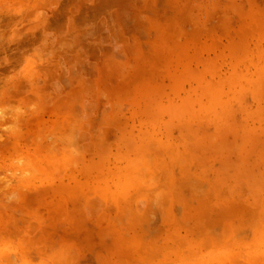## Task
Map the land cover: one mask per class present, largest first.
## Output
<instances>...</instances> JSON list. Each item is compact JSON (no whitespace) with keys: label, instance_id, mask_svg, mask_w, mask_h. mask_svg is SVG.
<instances>
[{"label":"rangeland","instance_id":"obj_1","mask_svg":"<svg viewBox=\"0 0 264 264\" xmlns=\"http://www.w3.org/2000/svg\"><path fill=\"white\" fill-rule=\"evenodd\" d=\"M140 244L264 264V0H0V264Z\"/></svg>","mask_w":264,"mask_h":264},{"label":"crops","instance_id":"obj_2","mask_svg":"<svg viewBox=\"0 0 264 264\" xmlns=\"http://www.w3.org/2000/svg\"><path fill=\"white\" fill-rule=\"evenodd\" d=\"M216 139H219V136H215ZM259 188V184L255 183V189ZM238 199H235L234 201L230 202L229 206L224 207L221 211H227L228 212V218L231 219L232 221H234L235 219L233 217H235V214L231 215V211L233 209V204H236V201ZM241 202V201H240ZM183 220H188L189 218L182 216ZM190 220H194V217H191ZM257 222L256 217H255V223ZM239 229V227H236L232 229V238H236L237 237V230ZM101 247V246H99ZM118 248L116 249H111V250H101V248H99V252H109L108 256H99V264H181V262L178 259H175V262H169V261H163L161 259H158L157 257L152 256V258L150 259V261H141V260H136V256H134V254H139V253H145V252H159V246L157 245H151V244H146V245H138L137 247H135L133 249V251H129L127 253H131L132 255H129V257H126L124 260L120 259V256H117L116 253H120V251H116ZM130 250V249H129ZM154 257V258H153Z\"/></svg>","mask_w":264,"mask_h":264}]
</instances>
